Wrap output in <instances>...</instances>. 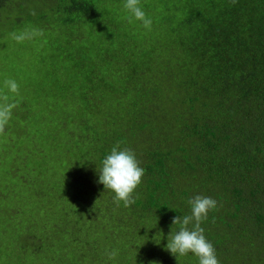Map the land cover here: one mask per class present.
I'll use <instances>...</instances> for the list:
<instances>
[{"label":"trees","instance_id":"trees-1","mask_svg":"<svg viewBox=\"0 0 264 264\" xmlns=\"http://www.w3.org/2000/svg\"><path fill=\"white\" fill-rule=\"evenodd\" d=\"M139 2L167 36H140L124 0H0V72L7 40L36 41L80 82L39 133L59 177L23 180L37 207L10 249L0 238L4 264H198L166 248L196 195L217 201L201 227L219 264H264V0ZM17 111L4 130L29 133L37 112ZM113 147L145 170L127 207L98 181Z\"/></svg>","mask_w":264,"mask_h":264},{"label":"rangeland","instance_id":"rangeland-1","mask_svg":"<svg viewBox=\"0 0 264 264\" xmlns=\"http://www.w3.org/2000/svg\"><path fill=\"white\" fill-rule=\"evenodd\" d=\"M119 17L124 18V15L121 14ZM132 22L137 24L135 20ZM159 25H152L150 30L140 27L139 35L142 37L152 35L151 41H154L156 35L170 28L164 23ZM85 31L88 35L93 34V42L98 41L99 34L96 30L86 28ZM168 33L166 31L165 35ZM7 41H9L7 49L2 50L6 54L7 65L0 72V108L7 107L10 117L6 124L0 126V215L7 208L20 204L23 208L19 215L14 217L9 214L0 220L2 234L0 238L10 249L11 243L8 241L27 232L24 216L29 214L25 210H36L37 207L36 195L29 196L30 190L23 180L29 179L36 187L39 186L43 174L52 176L48 179L50 181L59 177L56 167L59 165L47 163V158L35 152L36 145L41 142L39 133L52 134L49 129L57 121L55 112L58 106L68 109L77 101L75 87L80 85V82L75 81L73 65L71 63L67 65L62 59L56 58L55 49L50 44L32 49L33 44L37 45L36 41H27L23 46L13 40ZM7 81L16 82L18 86L16 92L9 90ZM22 100L25 102L22 103ZM29 108L37 112L32 117L33 130L29 133L20 131L7 133L4 129L12 125L14 111L18 110L17 113L23 114ZM47 111L50 114H47ZM45 143L46 147L52 150L51 142ZM5 228L7 230L2 233ZM4 262L0 259V264Z\"/></svg>","mask_w":264,"mask_h":264},{"label":"clouds","instance_id":"clouds-1","mask_svg":"<svg viewBox=\"0 0 264 264\" xmlns=\"http://www.w3.org/2000/svg\"><path fill=\"white\" fill-rule=\"evenodd\" d=\"M123 7L130 13L129 22L139 21L145 29L150 30L152 20L139 0H124ZM25 38V35L16 37L18 41ZM7 84L11 92L17 91L18 86L15 81H7ZM9 117V109L0 108V126L6 124ZM144 171L131 150L113 147L101 161L98 181L105 189L114 193L116 201H123L124 206L127 207L135 203L132 193L141 183ZM188 203L191 214L182 219L174 218L173 224H179V229L170 240H167L166 248L176 257L191 253L198 258V264H219L215 248L206 238L201 227L208 213L217 207V201L209 196L196 195Z\"/></svg>","mask_w":264,"mask_h":264}]
</instances>
